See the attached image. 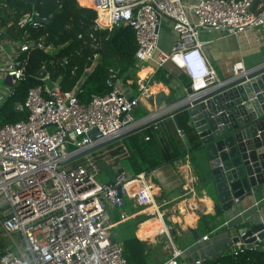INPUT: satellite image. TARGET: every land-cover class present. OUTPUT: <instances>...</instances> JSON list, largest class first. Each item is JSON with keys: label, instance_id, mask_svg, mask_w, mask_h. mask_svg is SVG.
<instances>
[{"label": "built area", "instance_id": "2783aa9c", "mask_svg": "<svg viewBox=\"0 0 264 264\" xmlns=\"http://www.w3.org/2000/svg\"><path fill=\"white\" fill-rule=\"evenodd\" d=\"M255 1L259 2L251 11ZM89 6L100 27L132 29L136 67L146 63L156 69L171 65L183 72L192 92L186 100L222 83L202 51L200 30L237 36L264 26V0H89ZM162 19L172 22L177 35L169 51L159 47ZM42 22L27 14L15 26L38 28ZM34 45L43 48L41 43ZM32 46L7 40L0 28V78L11 84L0 90V107L23 79L19 56ZM254 68L235 63L231 76H242ZM106 83L110 92L94 96L88 104L81 103L77 96L81 81L68 92L58 86L32 88L24 104L16 107L18 111L27 110V119L0 127V231L11 240L0 256V264H128L122 247L111 239L109 215V208H116L124 220L125 199L146 207L161 222L160 230L171 251L160 264H181L178 259L183 252L162 220L148 174L130 176L120 169L111 182L96 180L98 161L117 149L124 156L128 154L126 148L109 147L111 142L74 157L128 132L134 134L147 127L157 130L159 123L171 118L183 102L134 119L138 98L125 95L119 81L110 78ZM253 237L255 241L248 243ZM202 239L207 240V236ZM260 243L256 234L247 236L242 231L230 255L238 256ZM203 262L198 257L189 264Z\"/></svg>", "mask_w": 264, "mask_h": 264}, {"label": "crops", "instance_id": "0c3cea01", "mask_svg": "<svg viewBox=\"0 0 264 264\" xmlns=\"http://www.w3.org/2000/svg\"><path fill=\"white\" fill-rule=\"evenodd\" d=\"M159 34L160 49L169 51L177 39L170 20H161ZM198 40L202 43V51L206 59L221 80L231 76L232 66L235 63L241 62L246 69L264 63V26L237 36L225 35L213 30H200ZM7 53L11 54L9 49ZM136 70L134 85L132 81H127L126 84L121 83V87L128 97L138 98L139 103L134 110L137 116L141 114V117H144L185 97L187 89L185 84L189 83V80L183 72L171 65L156 69L154 65L146 63L136 67ZM158 70L168 72L169 76H162L166 82L161 79L154 80ZM6 84L3 80L2 88ZM177 117L190 149L187 151L184 146L172 118H164L160 122L162 123L160 132L165 133L172 128L181 140L186 155L172 164H162L148 174L153 199L162 213L164 224L171 230L173 242L183 252L178 261L181 264H189L198 257L203 258L204 261H213L230 254L240 232L247 231L255 225L264 226V184L260 193L238 201L229 210L216 213L215 208L218 205L211 200V196L214 198L215 193L208 179L209 172L205 160L201 159L194 149L195 143L187 123V113L179 112ZM124 138L118 139L115 144L119 147L124 146L122 141ZM127 156L128 154L123 156L120 149L117 154L111 152L108 158L98 161V169L106 177L102 182L113 181L120 169L127 172L123 167ZM122 210L127 215L124 220L120 219L118 209L109 208L111 229L126 225L127 229H133L132 238L144 242L149 249L148 254L155 253L154 237L161 233L155 221H158V224L161 222L155 219L153 214L151 215L150 210L136 205L133 200L125 199ZM204 236H207V240L202 239ZM132 238L129 236L124 245L117 244L124 249ZM258 247L264 251V242ZM167 256H170V249L167 250ZM149 261L152 262L150 258L147 263Z\"/></svg>", "mask_w": 264, "mask_h": 264}, {"label": "trees", "instance_id": "16d2710c", "mask_svg": "<svg viewBox=\"0 0 264 264\" xmlns=\"http://www.w3.org/2000/svg\"><path fill=\"white\" fill-rule=\"evenodd\" d=\"M86 4L88 1L84 0L83 5ZM27 14L43 20L42 26L18 29L15 24ZM96 20L95 11L77 0H0V28L4 38L33 43L19 56L24 76L14 85L13 95L0 107V127L27 119V110L18 111L16 107L24 104L32 88L58 86L68 92L81 81L77 96L81 103L88 104L94 96L110 92L111 87L106 83L110 78L122 84L132 81L134 85L137 70L132 29L127 26L100 27ZM36 43H41L43 48L35 46ZM164 75L169 76L168 72L158 70L154 80L166 82ZM181 76L185 77L184 74ZM161 124L157 130L147 127L122 140L128 153L124 159L126 170L132 176L149 174L162 164H172L185 157L181 140L172 128L160 132ZM118 152L120 149L112 154ZM143 250L149 252L144 242L132 238L124 246L123 255L128 264H138L133 252L142 253ZM203 264H264V251L257 247L238 256L226 254Z\"/></svg>", "mask_w": 264, "mask_h": 264}, {"label": "water", "instance_id": "95a60500", "mask_svg": "<svg viewBox=\"0 0 264 264\" xmlns=\"http://www.w3.org/2000/svg\"><path fill=\"white\" fill-rule=\"evenodd\" d=\"M258 2H253L251 11ZM5 82L11 85L8 80ZM191 94L187 88L183 103L171 118L188 151L190 145L177 117L179 112L187 113L194 149L205 160L208 179L215 193L211 200L217 203L215 212L219 213L260 193L264 184V63L242 76H229L217 86L186 100ZM133 132L110 139L74 158ZM253 233L264 242L263 225H255L246 231L247 236ZM254 241V237L247 240L248 243Z\"/></svg>", "mask_w": 264, "mask_h": 264}, {"label": "rangeland", "instance_id": "374dc122", "mask_svg": "<svg viewBox=\"0 0 264 264\" xmlns=\"http://www.w3.org/2000/svg\"><path fill=\"white\" fill-rule=\"evenodd\" d=\"M84 4V3H83ZM87 6H89V4H86ZM90 7V6H89ZM91 8V7H90ZM3 87V79L0 78V90ZM132 116L134 119H138L139 117H141V114L139 116H137V114H134V112L132 113ZM116 141L112 142L109 147H113L115 146ZM102 160V159H101ZM123 167L126 168V164L123 163ZM99 165L98 163L96 164V180L97 181H103L106 177L104 174L100 173L99 171ZM142 207V206H141ZM156 226H158L157 222H155ZM160 229V227L158 228V230ZM111 235H112V239L114 242L124 245L127 241L126 239L132 238L133 237V229H127L126 225H122V226H115L113 227L111 230ZM131 232V233H130ZM161 232V230H160ZM158 233V231H157ZM162 234V235H160ZM14 238H16V236H14ZM137 242H142L141 240L136 239ZM126 241V242H125ZM154 244H156V249H155V253L153 254H148L145 250H143V252L141 253L140 251L138 252H133V257L135 258V260L138 262V264H144L146 261L149 260V258L151 259L152 262H148L146 264H157L158 261L159 264L163 261H165L167 259V250L171 248L169 246L167 239L164 237V234L161 232L159 233L156 237H154ZM11 244V240L10 237L8 235H5L4 233L0 232V252H3V250L7 247H9ZM140 249V248H139ZM153 252V251H152Z\"/></svg>", "mask_w": 264, "mask_h": 264}, {"label": "bare ground", "instance_id": "6f19581e", "mask_svg": "<svg viewBox=\"0 0 264 264\" xmlns=\"http://www.w3.org/2000/svg\"><path fill=\"white\" fill-rule=\"evenodd\" d=\"M80 2L84 3V0H79ZM88 1V4H89V0ZM103 22H105V19H103ZM105 24V23H104ZM155 222H158V221H155ZM158 224V223H157ZM159 227H161V224H158Z\"/></svg>", "mask_w": 264, "mask_h": 264}, {"label": "clouds", "instance_id": "9594fccd", "mask_svg": "<svg viewBox=\"0 0 264 264\" xmlns=\"http://www.w3.org/2000/svg\"><path fill=\"white\" fill-rule=\"evenodd\" d=\"M82 6H84V5H82ZM86 7V6H85Z\"/></svg>", "mask_w": 264, "mask_h": 264}]
</instances>
